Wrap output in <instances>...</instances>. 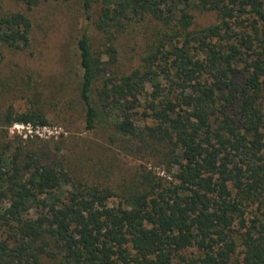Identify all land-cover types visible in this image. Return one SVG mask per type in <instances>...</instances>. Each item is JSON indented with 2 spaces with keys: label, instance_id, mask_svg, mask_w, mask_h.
<instances>
[{
  "label": "trees",
  "instance_id": "trees-1",
  "mask_svg": "<svg viewBox=\"0 0 264 264\" xmlns=\"http://www.w3.org/2000/svg\"><path fill=\"white\" fill-rule=\"evenodd\" d=\"M14 1L29 10L54 0ZM95 3V25L108 39L146 16L165 30L142 70L103 81L98 108L97 59L82 31L85 127L105 116L125 140L139 139L175 168L173 180L144 170L146 185L131 195L74 181L61 163L45 164L6 137L4 125L46 123L36 110L8 108L0 126V264H264V0H83L86 18ZM196 8L215 10L217 23L192 29ZM30 30L24 12L0 14L3 44L27 49ZM106 52L114 58L112 46ZM143 95L142 116L154 123L140 128L134 116Z\"/></svg>",
  "mask_w": 264,
  "mask_h": 264
},
{
  "label": "rangeland",
  "instance_id": "rangeland-1",
  "mask_svg": "<svg viewBox=\"0 0 264 264\" xmlns=\"http://www.w3.org/2000/svg\"><path fill=\"white\" fill-rule=\"evenodd\" d=\"M16 11L24 12L31 20L30 45L25 50L16 49L0 41V126L8 108L15 113L36 110L46 123L4 125L6 137L21 140L24 151L34 152L45 164L61 163L74 181L88 186L131 195L146 185L144 170H153L169 184L175 168L157 162L159 157L143 147L144 142L136 138L127 141L106 125L105 116L98 118L93 128L85 127L77 50V41L85 30L97 59L91 96L98 108V90L103 81L116 82L122 75L142 70L144 57L155 49L158 36L165 30L163 24L146 16L126 23L108 39L95 25L99 14L97 3L89 11L88 19L83 0L40 2L29 10L21 2L0 0V14ZM192 14V29L217 23L215 10L196 8ZM109 46L115 49L113 59L106 52ZM138 103L136 125L141 128L153 124L150 118L142 116L144 95L138 98ZM113 136L117 138L115 141ZM129 144L132 149L141 145L140 151L124 148ZM117 201L111 199L109 204L115 205Z\"/></svg>",
  "mask_w": 264,
  "mask_h": 264
}]
</instances>
